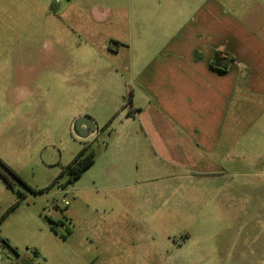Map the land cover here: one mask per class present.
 <instances>
[{"label":"crops","instance_id":"crops-1","mask_svg":"<svg viewBox=\"0 0 264 264\" xmlns=\"http://www.w3.org/2000/svg\"><path fill=\"white\" fill-rule=\"evenodd\" d=\"M115 2L61 7L56 16L74 28L72 36L65 37L60 27L56 35L42 32L18 40L11 20L9 26L0 23V132L19 123L31 133L50 116L58 132L71 108V123L87 114L94 119L98 130L86 138L93 142L106 131L110 136L119 121L114 148L106 147L101 161L96 157L89 168L99 166L93 180L84 184L81 177L73 183L74 203L63 217L71 228L67 238L81 230L82 245H87L78 246L83 261L73 264L160 263L152 226L160 220V199L140 187L160 180L174 187L199 173L229 171L240 165L241 140L247 141L248 165L254 164L257 130L264 122V112L252 111L264 109V0ZM126 9L136 20L114 34L113 12ZM18 44L25 51H18ZM40 45L44 50H38ZM218 53L228 62L224 71L212 67ZM110 116L115 118L104 130ZM94 191L107 195L97 198ZM180 200L172 194L163 198L174 205ZM102 202L109 210L93 216V207ZM167 210L163 215L171 214ZM143 223L152 241L146 254L143 239L129 235L130 228ZM14 262L13 256L0 264Z\"/></svg>","mask_w":264,"mask_h":264},{"label":"rangeland","instance_id":"rangeland-1","mask_svg":"<svg viewBox=\"0 0 264 264\" xmlns=\"http://www.w3.org/2000/svg\"><path fill=\"white\" fill-rule=\"evenodd\" d=\"M44 3L49 4L45 7ZM88 4L115 6L116 2L115 0H0V23L3 25L8 21V25L5 24L9 26L11 20L15 24L13 30L18 40L33 35H43L46 32L56 35L60 27L65 37L72 36L74 28L68 23L61 22L60 20L63 19L58 18L56 12L61 7L72 10L77 9L78 5L83 8ZM127 10L123 12L114 10L112 16L114 22L110 26L114 34L121 33L129 22L136 20V16L129 15ZM118 21L119 25L116 24ZM100 24L102 23L97 24L98 30L102 29ZM105 25L109 24L105 23ZM21 45L18 44V51H25V47L20 49ZM43 47L40 45L38 50H44ZM254 110L257 114L264 112V109L260 108L252 111ZM65 112L63 119L58 123V132L54 131L55 126L51 128L52 116L46 122L36 123L31 133L25 126L20 127L19 123L15 128L12 126L0 132V158L13 167L33 188L48 187L85 143L90 142L95 147L97 161L98 159L101 161L106 147L110 145L114 148L117 143L116 128L119 121L112 124L113 131L110 136L106 131L91 142L92 140L77 135L74 123L78 117L71 123L72 109H67ZM112 117H108L102 127ZM240 142L242 144L240 165L229 171L217 176L199 173V177L193 178L191 182L177 181L174 187H170L162 180L154 184L145 183L140 187V192L160 199V210L157 211L160 212V220H155L152 226L158 233L155 245H158L161 261L154 264L264 263V122L257 130L256 147L253 152L254 164L251 161L249 166L247 157L244 156L248 154L247 150L243 151L247 141ZM73 146L76 149L72 156ZM148 160L147 157H141L139 161L148 164ZM132 163L134 168L137 167L136 160ZM94 167L83 174L80 183L90 184L93 173L99 166ZM66 178L67 176L62 177L61 182ZM80 183L78 186L81 185ZM75 185L56 184L36 195L28 191L20 182H16V190L9 188L0 176V216L16 202L19 191L26 194L21 203L4 219L0 234L17 246L21 254L38 249L40 256L36 260L43 263H81L83 259L78 246L81 248L87 246L82 245L81 230L66 239L61 234L66 233L69 226H57L58 234H56L49 220L57 217H60L58 220H64V214L70 207L68 205L74 203ZM168 194L181 200L176 205L164 203L163 198ZM91 195L97 198L100 195L104 198L107 194L94 191ZM221 198L231 200L226 202ZM102 204L103 202L97 207L93 205V216L109 210ZM148 207L146 203L142 210L145 211L143 208H146L147 211ZM129 208L134 206L129 205ZM167 208L171 214L163 215L168 211ZM116 210L122 209L119 207ZM137 228H130L129 235L143 239L144 254H146L148 245L152 244L146 233L147 225L143 223ZM12 259V254L6 248L0 247V263H10ZM119 264L137 263L124 260Z\"/></svg>","mask_w":264,"mask_h":264},{"label":"trees","instance_id":"trees-1","mask_svg":"<svg viewBox=\"0 0 264 264\" xmlns=\"http://www.w3.org/2000/svg\"><path fill=\"white\" fill-rule=\"evenodd\" d=\"M224 56L221 53L216 54L212 61V67L224 71L227 68L228 62H223ZM132 100L131 95H128V99L126 105L129 106L128 114L132 115L135 112V109L132 107ZM112 117L103 127V129H108L113 122ZM97 151L95 147L90 143H85L81 150L74 156V158L65 165L59 175L53 180V182L46 188L36 189L31 187L23 177L9 164H7L3 159L0 158V176L5 181L6 185L16 190V182H20L24 184L26 189L33 194H41L45 192L50 187L61 184L62 186H68L70 184L75 183L78 181L82 175L93 166L96 161ZM67 176L64 182H61V178ZM26 197V194L22 191L18 192V199L15 203H13L1 216H0V232H1V224L3 223L4 219L10 214L12 210H14L21 201ZM51 222V228L57 232V226L63 225L66 226L64 220H55L49 219ZM71 233V228L67 227V232L61 234L63 238H67V236ZM0 247L6 248L15 258V262L13 264H40L37 257H39V251L37 249H33L31 253H24L21 254L14 246H12L9 240L3 237L0 234Z\"/></svg>","mask_w":264,"mask_h":264},{"label":"water","instance_id":"water-1","mask_svg":"<svg viewBox=\"0 0 264 264\" xmlns=\"http://www.w3.org/2000/svg\"><path fill=\"white\" fill-rule=\"evenodd\" d=\"M74 128L77 135L83 138L89 137L90 134L98 130L94 119L89 115L78 117L74 123Z\"/></svg>","mask_w":264,"mask_h":264},{"label":"built area","instance_id":"built-area-1","mask_svg":"<svg viewBox=\"0 0 264 264\" xmlns=\"http://www.w3.org/2000/svg\"><path fill=\"white\" fill-rule=\"evenodd\" d=\"M66 203L68 204V201H66Z\"/></svg>","mask_w":264,"mask_h":264}]
</instances>
